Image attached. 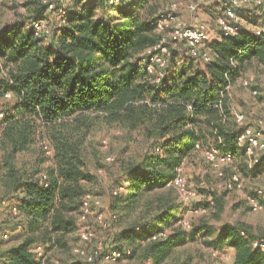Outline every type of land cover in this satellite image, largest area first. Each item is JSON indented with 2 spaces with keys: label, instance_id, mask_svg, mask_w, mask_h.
<instances>
[{
  "label": "trees",
  "instance_id": "trees-1",
  "mask_svg": "<svg viewBox=\"0 0 264 264\" xmlns=\"http://www.w3.org/2000/svg\"><path fill=\"white\" fill-rule=\"evenodd\" d=\"M164 1L64 0L65 19L51 28L41 16L55 10L38 0L29 26L0 24V188L13 195L23 216L17 241L2 253L0 264H53L52 255L74 250L83 198L92 193L88 184L94 181L87 145L101 122L137 131L134 139L143 145L138 158L123 161V182L108 200L111 213L128 220L116 233L119 246L111 250L134 244L155 263L187 242V228L153 240L172 221L178 203L170 193L156 201L148 193L173 188L168 183L197 145H213L234 158L245 151L238 143L245 126L236 120L232 91L244 85L252 65L264 66V36L245 29L231 36L221 33L207 49V62L193 56L185 41L170 44L164 76L156 81L141 55L162 37L155 21ZM4 4L0 0V13ZM41 19L51 32L38 36L33 24ZM2 98L10 99L3 109ZM39 136L50 142L52 163L34 173L21 172L16 156L30 150ZM92 194L91 209L99 222L96 210L102 200ZM143 200L145 211L138 213ZM255 239L264 234L254 235L243 223L225 226L218 237L220 245L234 249L233 264H264V251L252 246ZM111 250L104 244L89 263L98 264Z\"/></svg>",
  "mask_w": 264,
  "mask_h": 264
},
{
  "label": "rangeland",
  "instance_id": "rangeland-1",
  "mask_svg": "<svg viewBox=\"0 0 264 264\" xmlns=\"http://www.w3.org/2000/svg\"><path fill=\"white\" fill-rule=\"evenodd\" d=\"M29 1L33 2L30 6L25 4ZM36 1L38 2V0H5L0 13V24L8 26L16 22H24L29 26L34 17ZM194 1L196 0H165L161 5L163 7L160 12H163L170 3L179 2L181 3L179 16L185 23L193 24L195 20L206 22L209 27L210 38L202 47L207 50L212 47L215 40L221 38L217 18L224 13L222 5L224 0H209L205 4H200L192 15L186 9V5ZM65 3L67 5L69 2ZM240 13L245 30L256 32L258 28L264 26V15L253 3L241 7ZM41 17L48 20L51 28L57 27L59 19L57 12L52 13L45 10ZM245 79L249 81L250 86L240 83L232 91V102L236 112L245 115V122L239 124L249 125L254 129V127L259 126L261 121L260 125L264 134V98L252 92V89L257 88L261 93H264V66L252 65L243 76L242 82ZM7 98L1 99V109L10 103V99ZM136 135L138 136L137 131L128 133L117 125L104 122L99 123L90 133L86 161L88 169L94 175V181L88 184V188L101 198L102 206L96 212L98 211L97 214L101 212L104 219L102 223H99L91 208V212L87 215L81 214L79 229H93L95 239L90 242L82 241L76 234L73 244L75 247H83L89 255L95 258L98 253L97 250H99L97 249L99 243H102L103 246L107 243L110 250L119 246L115 241L116 233L128 221L127 217H118L115 213H111L108 208V200L112 190L123 182V161L138 158L139 154L143 152L142 143L137 141L139 138L134 139ZM49 145L50 142L46 136H39L30 150L17 154L16 166L25 173H34L38 168L44 170L46 166L52 163L50 156L52 151ZM242 146L245 151L240 149L235 153V158L232 157L230 161L218 166L208 161L204 152L205 148L198 149L184 159L181 172L187 179L189 188L195 192V195L190 197L188 201L181 196L178 189L173 185H169L173 188L148 193V196L154 201L163 193H170L174 197L178 203V210L173 212L172 221L164 226V231L168 234L173 233L175 228L184 229V221L186 220L193 228L190 231V228L185 229L187 233L185 244L177 247L165 260L155 263L141 255L142 248L125 242L122 247L131 249L132 254L117 264H233L234 249L220 245L218 240L225 226L243 223L251 227L254 235L262 236V233L264 234V150H248L246 145ZM108 156L112 157V161L106 159ZM256 158L258 159L257 162ZM234 174L242 178L240 187L233 183L231 176ZM259 190H262L260 194H258ZM250 196L258 197L261 200L262 209L259 211L251 209L248 201ZM12 197L13 195H5V188H0V256L16 243L17 225L23 218L20 209L14 202L15 199ZM204 207L207 208L206 212H203ZM144 208L143 200L138 213H144ZM133 215L135 216L136 213ZM195 226L201 228L199 227L198 230L194 231ZM52 256L53 264H91L85 258L77 255L74 250ZM98 264L111 263L101 260Z\"/></svg>",
  "mask_w": 264,
  "mask_h": 264
},
{
  "label": "built area",
  "instance_id": "built-area-1",
  "mask_svg": "<svg viewBox=\"0 0 264 264\" xmlns=\"http://www.w3.org/2000/svg\"><path fill=\"white\" fill-rule=\"evenodd\" d=\"M64 0H43L44 3L48 5V11H54L59 14V19H65V9H64ZM209 0H196L194 2L188 3L186 9L193 15L200 4H205ZM57 2H60L57 6ZM112 3L118 4L120 0H111ZM253 3L264 15V0H224L223 1V15L217 18V24L221 30L223 36H231L241 32L245 29L242 25V16L240 13V8L244 7L246 4ZM181 3L173 2L168 5V7L160 12L155 25L157 30L162 33L160 41L147 48L141 55V62L146 66V69L149 73L156 75V81H161L164 76V69L167 66L169 56L171 54L170 44H176L180 41H185L189 47L191 54L195 57H200L204 62L210 60V54L207 50H202L204 43L209 41L210 31L208 24L204 21L195 20L193 24H187L179 16ZM196 19V18H195ZM33 30L36 35H47L51 32L50 26L44 20H38L33 24ZM258 36H264V26L260 27L255 32ZM244 85H249V81L245 79L243 81ZM253 94H258V90H253ZM10 97L11 94L6 95ZM264 98V93H263ZM2 113H0V116ZM236 120L238 123L243 124L245 122V115L242 113H236ZM261 121L259 122L258 127H250L249 125L244 127L242 134L238 138L240 145H246L248 150L251 149H261L264 150V134L263 129H261ZM197 148H201L200 145H197ZM205 156L213 165L218 166L221 163L228 162L232 159L233 155L229 152H222L217 147L211 146L204 149ZM108 161H112V157L106 158ZM256 162L258 159H255ZM181 167L178 168L176 176L168 183V185H173L178 189L182 197L186 198L187 201L190 197L195 195L189 186L187 179L183 176L181 172ZM222 175V173H220ZM233 183L240 187L242 184V178L234 174L232 175ZM122 187L120 188V190ZM262 190L258 191L260 194ZM118 193V189L114 191V194ZM94 196L91 192H87L83 198V209L82 214L87 215L90 211L89 205L93 200ZM249 204L253 211H259L263 207V203L258 199V197L250 196L248 197ZM96 204H100L99 200L95 201ZM207 208H203V212H206ZM99 222H103V215L98 214ZM184 227L189 229L191 225L185 220ZM79 238L83 241H90L95 237L94 230L90 228H81L78 230ZM166 232L162 231L155 233L152 236L153 240L158 239L159 237L166 236ZM252 246L264 251V239H255L252 241ZM102 243H99L98 249H102ZM75 252L85 256L88 261L93 260V256L89 255L83 247H75ZM43 254L42 247H38V255ZM132 254L131 249L119 250L114 249L111 252L107 253L104 256V261L111 264H117L123 258L128 257Z\"/></svg>",
  "mask_w": 264,
  "mask_h": 264
},
{
  "label": "crops",
  "instance_id": "crops-1",
  "mask_svg": "<svg viewBox=\"0 0 264 264\" xmlns=\"http://www.w3.org/2000/svg\"><path fill=\"white\" fill-rule=\"evenodd\" d=\"M246 5H248V4H246ZM246 5H245V6H246ZM233 254H234V252H233Z\"/></svg>",
  "mask_w": 264,
  "mask_h": 264
}]
</instances>
